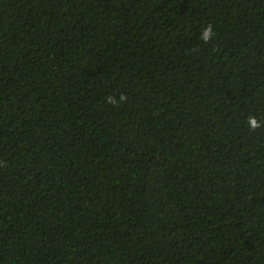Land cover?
Returning <instances> with one entry per match:
<instances>
[{"label": "trees", "instance_id": "trees-1", "mask_svg": "<svg viewBox=\"0 0 264 264\" xmlns=\"http://www.w3.org/2000/svg\"><path fill=\"white\" fill-rule=\"evenodd\" d=\"M249 116L264 0H0V264H264Z\"/></svg>", "mask_w": 264, "mask_h": 264}, {"label": "clouds", "instance_id": "clouds-1", "mask_svg": "<svg viewBox=\"0 0 264 264\" xmlns=\"http://www.w3.org/2000/svg\"><path fill=\"white\" fill-rule=\"evenodd\" d=\"M214 36H215V28L212 24H208L206 27H204L201 30L199 39L204 44H208V43H211ZM126 100H127V96L124 94H121L118 102L124 103V102H126ZM108 101L113 103V104L117 103L115 96H109ZM247 125H248L249 129H251L253 131H255L258 128L264 127V123L259 121L255 116H249L247 118Z\"/></svg>", "mask_w": 264, "mask_h": 264}]
</instances>
